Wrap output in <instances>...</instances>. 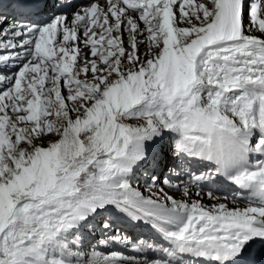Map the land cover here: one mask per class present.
<instances>
[{"label": "snow or ice", "instance_id": "obj_1", "mask_svg": "<svg viewBox=\"0 0 264 264\" xmlns=\"http://www.w3.org/2000/svg\"><path fill=\"white\" fill-rule=\"evenodd\" d=\"M0 264H264V0H0Z\"/></svg>", "mask_w": 264, "mask_h": 264}]
</instances>
